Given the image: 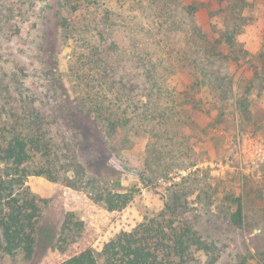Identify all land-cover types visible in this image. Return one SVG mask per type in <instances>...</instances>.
Returning a JSON list of instances; mask_svg holds the SVG:
<instances>
[{"label": "rangeland", "instance_id": "1", "mask_svg": "<svg viewBox=\"0 0 264 264\" xmlns=\"http://www.w3.org/2000/svg\"><path fill=\"white\" fill-rule=\"evenodd\" d=\"M165 1L193 3L196 22L205 31L211 27L208 19L214 18L208 15L220 8L216 0ZM74 2L77 9L65 13L69 20L60 28L56 12L65 4L61 0H0V141L18 131L45 130L59 176L51 180L28 175L24 189L16 183L14 191L21 194L27 189L39 207L35 252L30 259L21 252L4 254L0 264H57L85 248L98 252L115 234L162 212L171 196L178 198L175 223L192 226L208 246L205 250L192 245L190 264H264V83L262 75H252L254 64H264V0H244L242 11L246 21L239 41L248 48L253 64L241 61L226 67L235 78L230 88L245 97L244 109L234 106L235 97L230 95L223 100L227 104L222 112L209 109L208 97L198 92L194 67L166 59L161 46L150 41L157 32L156 5L164 0ZM108 11L112 34L132 43L144 41L145 51L162 58L163 86L168 89L160 100L149 103L153 118L105 126L108 147L103 163L92 169L86 167L66 108L57 113L53 108L48 70L57 69L64 86L58 88V98L76 104L83 100L84 87L76 86L77 57L87 44H94L100 31L97 24L107 21ZM226 15L231 20L229 10ZM131 49L126 46L125 51ZM171 76H178L176 85L168 83ZM183 92L191 93L195 102L177 104L184 99ZM78 163L85 172L75 167ZM5 165L0 161V171ZM65 178L76 185H67ZM107 191L132 197L123 208L107 210L95 200L97 192ZM238 204L240 225L231 219Z\"/></svg>", "mask_w": 264, "mask_h": 264}, {"label": "trees", "instance_id": "2", "mask_svg": "<svg viewBox=\"0 0 264 264\" xmlns=\"http://www.w3.org/2000/svg\"><path fill=\"white\" fill-rule=\"evenodd\" d=\"M61 1L65 4L58 8L56 18L60 28H66L69 19L64 15L77 9L78 2L74 1L78 0ZM225 2L216 0L214 4L220 8L208 15V18H214L208 19L211 27L205 31L196 22L197 8L193 3L187 1L171 4V1L164 0L156 5L157 32L149 37L150 41H156L157 46H161V55H165L163 51L167 53L166 59L169 56L181 67L183 63L184 67L195 68L194 81L198 84V92L206 94L209 109L217 112L224 109L227 103L223 100L230 95L235 97L234 106L244 109L245 97L230 88L235 78L226 67L241 61L253 64L252 55L248 56V48L239 41L246 21V17L242 16L244 0L231 1L228 6ZM227 10L232 14L231 20L227 18ZM107 13V21L100 20L97 24L100 31L94 37V44H87L85 52L77 57L76 86L80 88L82 85L85 88H81L85 94L83 100L76 104L58 98L61 93L58 88L64 86L59 81L61 78L57 69L48 70L50 91L55 98L53 108L56 113L66 108L67 121L73 125L77 143L83 149L82 155L88 163L86 167L92 169L101 161L103 163L102 153L108 147L104 138L105 126H123L132 118L139 122L153 118L155 112L151 113L149 103L160 100L163 91L168 89L163 86L162 73L165 68L161 65L162 58L145 51L147 43L144 44V41L132 43L131 39L112 34L108 30V20L112 18V13ZM126 40L128 45L124 42ZM178 41L182 43L177 44ZM126 46L132 48L131 51H125ZM255 65L252 66V75H262L260 78L264 83V74L260 72L264 64L260 67ZM178 80V76H171L167 81L176 85ZM183 98L177 104L195 102L189 92H183ZM45 133V130L38 128L29 132L18 131L0 141V161L6 162L0 171V256L21 252L25 259H30L34 255L39 229V207L35 196L27 189L17 194L13 188L16 183L22 187L28 175L58 179L57 166H53V155L50 144L45 141L48 138ZM87 145L91 148H86ZM67 167L66 170L72 169L75 174L85 172L81 163L75 165L81 171ZM96 175H100V172ZM65 182L70 186L76 185L70 178H65ZM95 195V200L102 202L107 210L123 208L132 197L128 192L119 191L97 192ZM171 197V202H165L162 212L145 218L130 231L115 234L103 243L98 252L85 248L57 264H190L191 246L196 245L205 250L208 246L192 226L175 223L173 217L178 198ZM231 219L234 224H241L240 204L231 214Z\"/></svg>", "mask_w": 264, "mask_h": 264}]
</instances>
